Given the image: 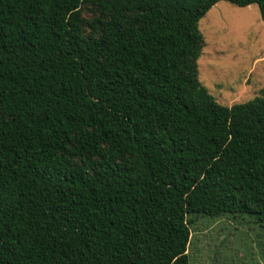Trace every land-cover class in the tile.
Wrapping results in <instances>:
<instances>
[{
  "label": "trees",
  "instance_id": "1",
  "mask_svg": "<svg viewBox=\"0 0 264 264\" xmlns=\"http://www.w3.org/2000/svg\"><path fill=\"white\" fill-rule=\"evenodd\" d=\"M220 1L264 22V0H0V264H191L196 217L264 221V90L226 106L199 79Z\"/></svg>",
  "mask_w": 264,
  "mask_h": 264
},
{
  "label": "rangeland",
  "instance_id": "2",
  "mask_svg": "<svg viewBox=\"0 0 264 264\" xmlns=\"http://www.w3.org/2000/svg\"><path fill=\"white\" fill-rule=\"evenodd\" d=\"M95 9L85 8L92 19ZM204 46L199 79L226 106L245 103L264 90V22L257 4L217 3L200 20ZM188 255L191 264H264V221L258 215L196 217Z\"/></svg>",
  "mask_w": 264,
  "mask_h": 264
}]
</instances>
